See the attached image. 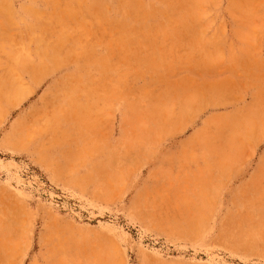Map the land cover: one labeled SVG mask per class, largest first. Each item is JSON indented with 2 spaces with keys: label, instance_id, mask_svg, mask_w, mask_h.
I'll use <instances>...</instances> for the list:
<instances>
[{
  "label": "rangeland",
  "instance_id": "obj_1",
  "mask_svg": "<svg viewBox=\"0 0 264 264\" xmlns=\"http://www.w3.org/2000/svg\"><path fill=\"white\" fill-rule=\"evenodd\" d=\"M0 264H264V0H0Z\"/></svg>",
  "mask_w": 264,
  "mask_h": 264
}]
</instances>
